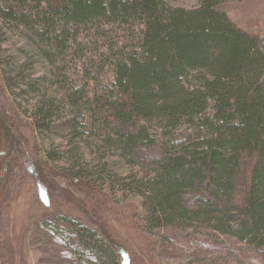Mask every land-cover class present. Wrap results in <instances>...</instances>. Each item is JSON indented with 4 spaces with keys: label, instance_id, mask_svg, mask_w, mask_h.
Here are the masks:
<instances>
[{
    "label": "trees",
    "instance_id": "obj_1",
    "mask_svg": "<svg viewBox=\"0 0 264 264\" xmlns=\"http://www.w3.org/2000/svg\"><path fill=\"white\" fill-rule=\"evenodd\" d=\"M197 1L0 0V89L11 98L0 110V218L18 160L41 185L43 171L60 177L104 212L114 191L140 195L144 226L178 232L181 252L209 249L185 234L204 228L235 237L248 264H264V53L222 9L248 0ZM117 29L126 45L108 41ZM9 32L24 40L14 54L3 46ZM85 34L105 39L108 53L75 88L65 64L82 57ZM18 96L33 98L22 109ZM19 114L29 115L31 151L55 132L65 146L32 157ZM109 155L143 175L123 178ZM65 217L44 223L63 237L59 222H68L76 264H131L102 229Z\"/></svg>",
    "mask_w": 264,
    "mask_h": 264
},
{
    "label": "rangeland",
    "instance_id": "obj_2",
    "mask_svg": "<svg viewBox=\"0 0 264 264\" xmlns=\"http://www.w3.org/2000/svg\"><path fill=\"white\" fill-rule=\"evenodd\" d=\"M169 1L173 6L186 9L199 6L197 0ZM222 9L237 26L258 36L264 53V0L228 1L223 4ZM111 33L112 38L108 41H115L120 46L128 43L127 31L117 29L111 30ZM23 41L16 32H9L3 46L8 50V54H14L15 50L22 46ZM80 42L83 48L82 57L75 55L65 64L70 85L75 88L84 86L87 81V71L91 70L89 73L97 76L98 70L92 69L90 61L94 60L102 65L103 60L99 54L100 52L102 56L103 53L107 54L106 46L109 44L105 39L96 38L93 34L83 35ZM105 69L108 71V67ZM45 73L47 66L40 64L38 74ZM31 98L33 97L18 96L16 101L22 109H25ZM9 101H11L9 95L0 89V110L9 104ZM24 115L19 114L16 122L20 132L23 133L21 134L30 143L32 157H44V149L51 144H54V147L65 146L63 133L60 135L55 132L37 140L39 152L31 151L34 143L37 142L32 129L28 126L29 115ZM86 150L89 159L98 158L99 154L92 152L91 149ZM109 157L111 162H115L112 165L113 171L123 178L133 173L143 175L139 168L122 163L116 156L109 155ZM13 169L16 175L11 187H8L10 188L6 202L8 204L4 207L3 216L0 218V264H76L70 251L71 245L75 242L70 241L71 226L68 222H59L62 232L67 234L63 237L55 235L47 227L48 223H44V220H47L56 224V216H66L65 218L102 229L118 244L120 253L124 246L125 251L132 258L131 264H248L240 251L246 247L244 243L232 236L215 235L214 232L204 228H192L185 234L206 242L210 245L209 249H197L193 254L181 252L177 249L183 244L177 242L176 236L180 235L178 232L160 228L150 230L144 226L141 221V216L144 214L142 199L138 194L122 189L114 191L111 195L112 202L110 205L106 203L107 211L102 210V212L93 206L88 195L76 190L75 184H70L55 175V177L47 175L43 171L41 185L38 179L27 174L24 164L18 160L14 162ZM25 174L27 177L24 176ZM47 189L53 190L54 193L45 195L43 190L46 192ZM107 229L110 231L107 232Z\"/></svg>",
    "mask_w": 264,
    "mask_h": 264
}]
</instances>
